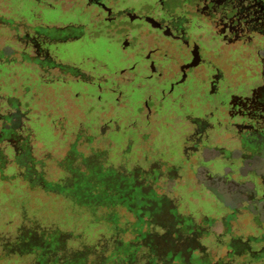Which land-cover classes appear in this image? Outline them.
Wrapping results in <instances>:
<instances>
[{
    "label": "rangeland",
    "instance_id": "374dc122",
    "mask_svg": "<svg viewBox=\"0 0 264 264\" xmlns=\"http://www.w3.org/2000/svg\"><path fill=\"white\" fill-rule=\"evenodd\" d=\"M226 6L0 0V264H264L262 23Z\"/></svg>",
    "mask_w": 264,
    "mask_h": 264
},
{
    "label": "flooded vegetation",
    "instance_id": "af4514ba",
    "mask_svg": "<svg viewBox=\"0 0 264 264\" xmlns=\"http://www.w3.org/2000/svg\"><path fill=\"white\" fill-rule=\"evenodd\" d=\"M255 5H257V7L261 9V12L258 11L259 13H256ZM225 9L227 12H231L232 14H242V16L246 14L251 15L252 18L253 15L254 17L257 16V18L260 19L259 21L262 23L260 31L263 32L261 38L264 40V0H227V6ZM209 31H211V29H209ZM219 35L223 36L224 34Z\"/></svg>",
    "mask_w": 264,
    "mask_h": 264
}]
</instances>
